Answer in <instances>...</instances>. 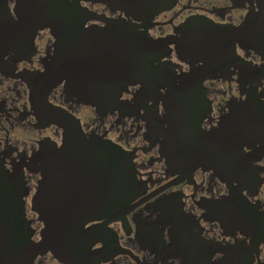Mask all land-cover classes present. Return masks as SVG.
Segmentation results:
<instances>
[{
  "label": "flooded vegetation",
  "instance_id": "flooded-vegetation-1",
  "mask_svg": "<svg viewBox=\"0 0 264 264\" xmlns=\"http://www.w3.org/2000/svg\"><path fill=\"white\" fill-rule=\"evenodd\" d=\"M2 5L18 19L16 0ZM78 8V31L126 25L156 41L165 82L151 92L133 84L118 109L96 110L65 80L48 89L46 67L59 57L50 27L31 46L1 49L0 264H264V0H78ZM189 34H219L225 46L179 55L171 41ZM35 79L44 81L37 93ZM67 121L125 150L140 193L124 220L88 222L96 234L84 237L87 251L64 262L42 251L34 198L37 156L62 147Z\"/></svg>",
  "mask_w": 264,
  "mask_h": 264
},
{
  "label": "water",
  "instance_id": "water-1",
  "mask_svg": "<svg viewBox=\"0 0 264 264\" xmlns=\"http://www.w3.org/2000/svg\"><path fill=\"white\" fill-rule=\"evenodd\" d=\"M30 1L16 0L17 20L7 6H0V53L31 46L37 29L50 27L58 39L59 57L46 67L44 77L52 79L48 89L65 80L67 92L79 102L108 111L119 108L120 97L129 86L139 83L143 91L151 92L165 82L166 73L155 64L158 58L154 55L160 46L148 36L129 32L131 27L126 25L116 32L78 31L85 20L79 14L78 0L69 6L66 0H33L36 7L24 8ZM187 36L171 41L179 55L184 51L219 53L225 46L219 34L204 41L198 40L196 34ZM43 82L32 80L34 93ZM175 88L169 98L171 113L178 110L173 104L181 92V87ZM64 124L62 147L43 150L37 156L43 179L34 204L45 225L42 251L50 250L67 262L87 251L90 242L84 237L96 234L85 225L93 220H124L140 187L125 150L108 141L87 139L78 122Z\"/></svg>",
  "mask_w": 264,
  "mask_h": 264
}]
</instances>
